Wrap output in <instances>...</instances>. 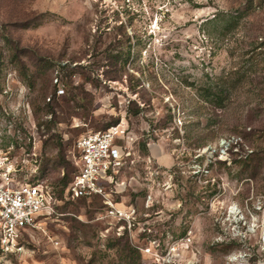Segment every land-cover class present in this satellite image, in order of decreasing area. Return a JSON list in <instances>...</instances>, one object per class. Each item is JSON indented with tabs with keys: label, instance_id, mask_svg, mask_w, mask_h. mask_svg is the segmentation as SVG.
Listing matches in <instances>:
<instances>
[{
	"label": "rangeland",
	"instance_id": "1",
	"mask_svg": "<svg viewBox=\"0 0 264 264\" xmlns=\"http://www.w3.org/2000/svg\"><path fill=\"white\" fill-rule=\"evenodd\" d=\"M243 12L228 35L212 23ZM259 28L264 0H0V174L58 199L6 264H264ZM232 71L224 106L205 103ZM116 125L136 159L118 174L130 225L66 196L77 139Z\"/></svg>",
	"mask_w": 264,
	"mask_h": 264
},
{
	"label": "built area",
	"instance_id": "2",
	"mask_svg": "<svg viewBox=\"0 0 264 264\" xmlns=\"http://www.w3.org/2000/svg\"><path fill=\"white\" fill-rule=\"evenodd\" d=\"M63 93L60 89L59 94ZM122 137L123 127L116 125L77 139L72 159L76 173L66 196L71 201H100L102 209L97 213V221L116 220L130 225L134 213L126 210L116 196L125 184L118 180L120 170L125 164L134 165L136 159L128 147L118 143ZM145 161L151 176L162 174L154 166V159L147 157ZM18 172L10 164L0 174V264L25 253L27 236L38 229L44 217L55 214L58 204L54 190L45 182L21 180ZM151 202L150 195L147 204Z\"/></svg>",
	"mask_w": 264,
	"mask_h": 264
},
{
	"label": "trees",
	"instance_id": "3",
	"mask_svg": "<svg viewBox=\"0 0 264 264\" xmlns=\"http://www.w3.org/2000/svg\"><path fill=\"white\" fill-rule=\"evenodd\" d=\"M254 9V1H251L245 9L246 14L252 12ZM245 13H239L236 16L229 17V20H221L214 18L213 22H221L220 32L225 36L228 33L237 29L240 25V21L244 18ZM258 33H256L253 42L251 43V52L253 53V59H259L262 57V61H264V29L259 28ZM261 61V60H260ZM236 76L235 78L233 76ZM240 72L232 71L227 76H221L215 79V82H212L208 87L201 89V99L205 103L212 104L216 109H221L225 104L226 95L228 93V89L235 88L237 86V82L240 81ZM230 85H226L230 83ZM143 150L148 151L146 144L143 145ZM148 153V152H147Z\"/></svg>",
	"mask_w": 264,
	"mask_h": 264
},
{
	"label": "crops",
	"instance_id": "4",
	"mask_svg": "<svg viewBox=\"0 0 264 264\" xmlns=\"http://www.w3.org/2000/svg\"><path fill=\"white\" fill-rule=\"evenodd\" d=\"M153 158H154V156H153Z\"/></svg>",
	"mask_w": 264,
	"mask_h": 264
}]
</instances>
